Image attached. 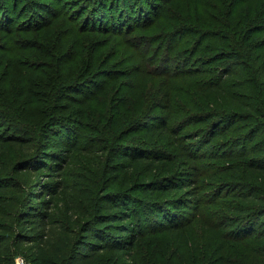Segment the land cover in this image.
I'll return each instance as SVG.
<instances>
[{
  "label": "trees",
  "instance_id": "trees-1",
  "mask_svg": "<svg viewBox=\"0 0 264 264\" xmlns=\"http://www.w3.org/2000/svg\"><path fill=\"white\" fill-rule=\"evenodd\" d=\"M5 1L0 264L24 251L33 264H117L125 255L123 264H143V239L157 224L187 245L176 264H264V2L200 0L191 18L168 20L179 21L174 38L195 37L184 52L185 40L177 45L184 59L173 68L153 52L147 70L141 58L161 39L148 33L168 4L149 12L125 0V11L124 0H73L65 11V0H30L22 11ZM29 3L32 18L17 24ZM98 35L128 38L129 49L105 53ZM122 58L162 85L126 86ZM208 159L235 161L219 164L210 188ZM179 160L194 162L191 171L173 174ZM167 194L182 196L159 200ZM111 253L118 259L106 260Z\"/></svg>",
  "mask_w": 264,
  "mask_h": 264
},
{
  "label": "rangeland",
  "instance_id": "rangeland-1",
  "mask_svg": "<svg viewBox=\"0 0 264 264\" xmlns=\"http://www.w3.org/2000/svg\"><path fill=\"white\" fill-rule=\"evenodd\" d=\"M28 1L30 0H18L19 3V8H21V10L23 11L22 5L26 4ZM73 0H65L62 4V6H64L65 11H70L71 8L73 7V3L74 4H78L77 1H73V3H70ZM191 1V2H189ZM31 2H37L40 4H49L52 8H55V1L54 0H31ZM138 2V3H137ZM136 2V6L139 7H132L135 8V10H139L140 6H142V3H144L143 5V9L146 11L151 12L153 10V8L158 4L160 6H163L164 4L167 5V10H170L171 12H167L165 14V16L163 18H167V21H165V19H160L158 21H156L155 24V29L153 30L152 33H148L150 35H159V38H161L160 40L157 41V38H155L154 40L156 41V43L152 44V42L150 43V45H152L153 49L150 50V52L148 53V55L143 56L141 59L143 61L144 66L146 65V63L144 62V58H149V56L154 53V56L156 58H161V60H168L166 61V65H172L173 68L174 66H178L181 62V58L184 59L183 56L185 55H181L178 56L176 55V52H178L180 54V51L178 49L181 48L180 46H177L179 44H181L184 40H185V46L182 49V52H184L185 50H187L188 48H190L195 40V37L193 38L192 35H179V37H175L181 30V27L178 28V26L175 24L176 23H171L170 21H168L169 19H175L177 17H179V20H182L185 17H189L191 18L194 14H196V9L200 3L197 0H137ZM189 2V3H188ZM264 0H251V5L255 8H258V5L263 4ZM81 4H84V1H80ZM118 2H116L117 5ZM4 6H11V2L9 1H5L3 2ZM140 4V5H139ZM129 5V2L121 1L119 4V9H125V11L127 10V6ZM188 5V6H187ZM28 10L30 11H26L24 13V18L22 19H17V24H20L22 22H26V20L28 21V18L30 20V18H32V11H31V3L28 4ZM80 7V6H79ZM76 8V7H75ZM73 7V9H75ZM78 8V7H77ZM135 12V11H134ZM136 13V12H135ZM40 14H43V16H47L46 13L40 12ZM150 14V13H149ZM173 26V27H171ZM175 26V27H174ZM180 26V25H179ZM182 26V24H181ZM168 30V34L165 35L166 31ZM166 36L167 39H164L163 36ZM161 36V37H160ZM117 36H111V37H107L106 35H98L99 39H103L106 42H109L108 46L105 49V53H109V52H117L119 49H122L123 51L129 49V43L127 42L128 38L125 39H121L122 37H119L118 39L115 38ZM112 38V39H111ZM170 46L171 48L176 47V49L172 52L169 51L167 49V47ZM144 48H149L147 45ZM192 48V47H191ZM145 50V49H144ZM201 55V53H197V57H199ZM121 56V53L118 55ZM140 59V60H141ZM204 61V59H199L197 62L199 63H193L191 62L190 65L191 67H200L202 66V62ZM127 60H124L123 58L119 61V64L122 63V65L119 67L120 70L125 72V69L130 68L128 70L129 73L127 74V79L130 81H125L126 82V86H131L134 85V82L138 81L141 85V88L143 87H149L151 86L152 83H154L157 87H159V85L162 84H158L156 82H154L153 80H151L149 77H141L140 75V71L143 69H147V66H140L139 64V60H137L135 67H128L127 64ZM178 62V63H177ZM189 65V66H190ZM148 70V69H147ZM1 132V129H0ZM231 162H235L234 160L231 159H225V160H205L204 162H202V169L204 171L208 172V175L205 177H202V180H204L203 182H205V184L207 185L208 188H210L211 184H213L215 179V175L219 174L218 171L223 168L224 165L231 163ZM223 164L222 167H219V164ZM221 164V165H222ZM194 165V162L192 163H186V162H182L181 160L179 161H175V163L172 164V168H171V172L173 174H180L182 172L185 171H191L189 166ZM157 176H164L163 173L160 172H156ZM33 176V173L32 175ZM41 174L39 171L35 172L34 175V182L35 180L41 178ZM174 177H179V176H174ZM249 178V177H248ZM136 179V178H135ZM139 179V177L137 178ZM47 180V179H45ZM41 182H43V177L41 178ZM37 187V189L39 188V183H36L35 185H33V187ZM136 196H140V198L142 199H146L148 197L144 196V195H140L139 193L135 194ZM182 195L179 194H167L164 197H162L161 201L163 200H176L179 197H181ZM132 207L134 208L135 205L133 204ZM191 213L190 210L186 211V216L189 215ZM172 216H174V214H172ZM154 225V227L152 229H150V233H147V235L145 236V238L143 239V244L141 245L140 248V259L142 260L143 264H176L180 261H182L183 259H185V251H186V246L182 247L178 241L175 240L174 237H172L170 234H166V233H159L158 229L159 226ZM187 252V251H186ZM19 256L28 258V259H32V255L29 254L28 252H18L14 254V262L15 259ZM118 257L117 253H111V255H107L106 260L110 259H116ZM128 255H125V257H122V259H120L119 257V262H117V264H122L128 262ZM118 259V258H117ZM130 260H132V257H130ZM252 261V259H251ZM236 261H233V264H235Z\"/></svg>",
  "mask_w": 264,
  "mask_h": 264
},
{
  "label": "built area",
  "instance_id": "built-area-1",
  "mask_svg": "<svg viewBox=\"0 0 264 264\" xmlns=\"http://www.w3.org/2000/svg\"><path fill=\"white\" fill-rule=\"evenodd\" d=\"M15 264H33V263L27 260L25 257L19 256L15 259Z\"/></svg>",
  "mask_w": 264,
  "mask_h": 264
}]
</instances>
